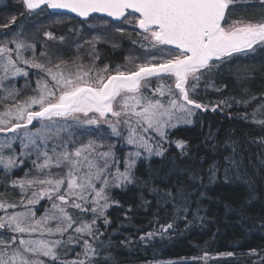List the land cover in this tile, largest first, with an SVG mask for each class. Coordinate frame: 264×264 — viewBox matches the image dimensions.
Listing matches in <instances>:
<instances>
[{
	"label": "snow or ice",
	"instance_id": "obj_1",
	"mask_svg": "<svg viewBox=\"0 0 264 264\" xmlns=\"http://www.w3.org/2000/svg\"><path fill=\"white\" fill-rule=\"evenodd\" d=\"M242 2L23 0L26 10L37 16L52 10L56 22L63 12H68L81 18L88 27H92L99 14L105 18L103 24L111 25L116 33L128 32L124 25H130L133 31L139 30L136 35L142 39L131 42L143 49V55L135 58L138 62L131 68L117 65L110 70L107 64L101 68L95 63L99 59L96 45L107 39L106 32L90 38L77 35L69 38L46 31L47 40L62 47L50 52L47 41H42L39 55L47 60L41 62L34 42L22 38L20 33L4 34L0 40V100L11 99V103L0 111V134L12 135L0 142V169L7 173L23 165L21 157H35L31 164L36 175L30 177L25 172L24 178L11 181L12 187L20 189L18 202L0 199V264H46L41 257L48 258L47 264H111L112 254L107 251L110 238L101 239L104 232L97 224V221L111 224L107 209L119 203L109 190L147 184L135 171L140 149L148 156H163L166 130L179 122L191 124L197 110H207V105L195 99L201 81L205 82V88L211 86L221 92L227 85H216L215 77L264 51V18L232 17ZM258 3L264 7V0ZM15 22L13 15L0 28H8ZM84 45L89 46L86 52L90 64H85L80 54ZM71 49L76 50V55L64 59V52ZM29 70H36L33 75L42 74L36 80L37 88L33 90L36 94L17 100L15 78L29 77ZM9 80L12 83H6ZM142 88L147 92H142ZM156 94L160 98H154ZM165 96L167 100L162 99ZM231 99L218 100L212 111L220 105L231 107ZM255 122L264 125V120ZM106 131L109 137L123 139L136 149L128 152L123 171L114 145L108 143L107 150H102ZM154 139L155 144L149 143ZM16 140L25 151L18 156L5 155L4 149H10ZM261 144L264 145V139ZM176 146L182 149V157L188 155L184 141H176ZM225 146L231 147V152L215 155L208 165L209 183L222 179L224 183L242 181L251 185L252 177L264 172V156L257 154L255 163L249 157L246 163L235 141ZM212 149L217 152L215 144ZM189 159L195 160V156ZM199 163L203 165V157ZM184 171L191 184L172 185L175 192L167 185V191L151 188L158 194L159 211L167 212L171 206L172 222L141 235L140 241L163 239L170 235L169 230H174L177 219L187 221L193 193L205 185L201 169L189 167ZM171 174L169 170L164 175ZM204 195L199 191L200 197ZM42 200L47 205L42 208L43 215L37 216L34 206ZM141 203L147 205L150 201L142 197ZM69 209L78 210L79 215L73 216ZM130 243L131 238L121 241L122 245ZM69 244L80 245L82 251L76 253V259H61L57 250Z\"/></svg>",
	"mask_w": 264,
	"mask_h": 264
},
{
	"label": "trees",
	"instance_id": "obj_2",
	"mask_svg": "<svg viewBox=\"0 0 264 264\" xmlns=\"http://www.w3.org/2000/svg\"><path fill=\"white\" fill-rule=\"evenodd\" d=\"M27 11L23 0H0V17L16 16L11 29L22 31L38 20L44 22L52 19L55 22L50 10L39 16ZM232 17L261 19L264 18V7L259 5L258 0H243L236 6ZM60 18L65 21L48 30L54 36L71 38L79 30H85L82 19L64 14ZM95 20L93 22H103L104 19L97 16ZM126 28L128 32L125 34L116 37L112 34L116 43L103 41L96 45L99 53V59L95 61L97 67L102 68L107 64L110 70L117 65L131 68L128 65V53L139 51L143 55V49L131 42L142 39L136 35L139 30L133 31L131 26ZM69 30L74 31L70 33ZM41 37L47 39L44 33ZM48 44L49 51L62 47L55 41ZM86 48L87 45H84L80 54L84 63L90 64L91 58ZM72 50H66L64 54L71 56ZM214 82L216 85L226 84L227 87L217 92L211 86L205 88V82L201 81L195 99L212 109L218 100L232 97L229 101L231 107L220 105L216 111L196 112L193 123L169 130L167 140L163 142V148L166 149L164 155L148 156L136 163V175L148 183L142 187L129 185L110 191L111 197L119 202L107 209L111 224L104 225L102 221H97V224L104 232L101 239L110 238L107 251L112 254L111 264H253L254 261L264 264V172L252 177L251 185L242 181L224 183L222 179L209 183L207 179L211 160L215 155L230 153L231 147L225 145L233 141L238 152L242 151L246 163L249 157L255 163L257 154L264 156V145L261 144L264 125L255 122L264 120V51L244 59L222 76L215 77ZM155 87L153 83V89ZM210 133L212 139H209ZM179 140L186 143L189 150L187 156L180 155L182 149L176 146ZM153 142L155 144V140ZM213 144L217 146L216 153L213 152ZM124 150L122 146L118 147L116 156H122ZM193 155L195 160L189 159ZM200 157L204 158L203 165L199 163ZM189 167L201 169L205 187L193 193L194 200L187 221L177 219L174 230H169L170 235L163 239L156 237L149 242L140 241L141 235L172 222L171 206L167 212L159 211L156 207L158 194L153 193L151 188L167 191L166 185L191 184L184 171ZM169 170H172V174L165 177L164 174ZM172 191L175 192L174 187ZM199 191L205 195L200 197ZM2 194L6 195V192ZM142 197L150 203L142 205ZM197 215L202 219L196 218ZM128 238H131V243L122 245L121 241L127 242ZM64 247L61 259H76V253L82 251L80 245L69 244ZM44 260L47 264L48 258Z\"/></svg>",
	"mask_w": 264,
	"mask_h": 264
},
{
	"label": "rangeland",
	"instance_id": "obj_3",
	"mask_svg": "<svg viewBox=\"0 0 264 264\" xmlns=\"http://www.w3.org/2000/svg\"><path fill=\"white\" fill-rule=\"evenodd\" d=\"M28 13V11H27ZM12 17V15H7V16H2L0 17V24L5 23L7 20H9ZM23 17V16H22ZM65 21L64 18H59V22H56V18H55V22L54 20H50V21H35L34 24L32 26H30L27 29H23L22 31H17L15 29H11V27L13 26L12 24L9 25L8 28H0V40L4 39V34L5 33H11V34H16V33H20L21 37L34 42L36 44V52H37V57L41 62H46L47 57L44 56H40L39 53L42 50L41 49V42L42 41H47V44L49 42H51L52 40H43L41 35L43 33H45L46 31L49 30V28L54 27V25L57 24H61ZM96 21V20H94ZM33 23V22H32ZM12 25V26H11ZM127 26L130 25H124V27L126 28ZM105 30V32L107 31V39L104 40V42H107L108 44H113L116 43L114 38L118 35H121V33H116L115 31L112 30L111 25L105 26L103 24V22L97 21V22H93L92 21V27H88L85 26V30L81 31L79 30L77 33V36H82V37H88L90 38L91 35L95 34V33H100V32H104L103 30ZM127 33V32H125ZM124 33V34H125ZM115 35V37H113V35ZM41 37V38H40ZM11 38V37H9ZM42 39V40H41ZM54 42V41H53ZM103 42V41H102ZM49 45V44H48ZM53 49V48H52ZM88 49V45L86 50ZM51 52V51H50ZM141 53L139 51H136L135 53L129 52L128 53V65L129 67H132L136 62H138L135 58L138 56H142L140 55ZM27 56H30L31 53H26ZM70 55H67V53L64 54L63 58L66 60H70L72 57H74V55H76V50L73 49L72 51H70ZM84 61V60H83ZM23 67V65H21ZM36 70H29V77L25 78V77H16L15 78V84L16 87L19 90V96L16 98L17 100H24L27 98V96L29 95H35L36 92H34L33 90L37 88V84H36V80L39 78V75L42 74H38V75H33L32 73L35 72ZM6 83H12L11 80L7 81ZM154 84H156V82H154ZM142 92H147L146 89H141ZM154 98H160L158 96V94H156V96H154ZM163 100H167L168 97L165 96L162 98ZM11 103V99L9 100H0V111L3 110L4 105L5 104H9ZM207 111H212V109L207 108V110H197V112H207ZM193 119V118H192ZM35 123V122H34ZM185 125H190L188 123H184V122H179L176 124L175 127L177 126H185ZM169 128L166 131L168 132L169 130L175 128ZM18 131H23L18 130ZM12 134H8V137H5L3 134H0V142L5 141L6 139L10 138ZM104 138H105V148L102 150H107V144L108 143H112L114 145L113 147V151L116 155V150L118 147L122 146L125 150L124 153H122V156L118 155L117 158L120 159V169L121 171L124 170V159L127 157L128 152L130 151H135V147L132 145H128L123 139H117L114 137H109L107 134V131L103 134ZM81 139L87 140V137H82ZM155 140V139H154ZM149 143L154 144L153 140H150ZM120 149V148H119ZM25 151V149H23V146L21 145L19 140H16L12 147L6 148L4 149L5 155H19L21 152ZM141 151V157L137 159V162L140 160H143L144 158L148 157V154L144 151V149H140ZM24 160V163L22 166L17 167L7 173H5L2 169H0V193H4L6 192V195H0V199L2 200H6L9 202H18L20 199V189L18 187L14 188L11 186V181L13 179H22L24 178V174L25 172H28L29 176H33L36 175V171L35 169H33V166L31 164V159H34L35 157H30V158H25V157H21ZM53 172L57 171V169H52ZM19 174V175H18ZM35 187V186H34ZM115 189V188H112ZM112 189H110L109 191H111ZM31 192V189H29V194ZM11 197V198H9ZM47 205V201L46 200H42L39 204L35 205L34 207L37 209V216L43 215V211L42 208L44 206ZM19 210V209H17ZM69 212L73 215H79L78 210L75 209H69ZM65 247L62 246L61 248H59L58 251V255L60 257V255H62L63 251H64ZM41 259H45L44 257H41Z\"/></svg>",
	"mask_w": 264,
	"mask_h": 264
},
{
	"label": "water",
	"instance_id": "obj_4",
	"mask_svg": "<svg viewBox=\"0 0 264 264\" xmlns=\"http://www.w3.org/2000/svg\"><path fill=\"white\" fill-rule=\"evenodd\" d=\"M51 11H52V10H51ZM62 14L70 15V16H74V17H76L75 14H73V13L63 12ZM97 15L100 16L99 14H97ZM100 17H102V16H100ZM77 18H79V17H77ZM102 18H104V17H102ZM79 19H81V18H79Z\"/></svg>",
	"mask_w": 264,
	"mask_h": 264
}]
</instances>
